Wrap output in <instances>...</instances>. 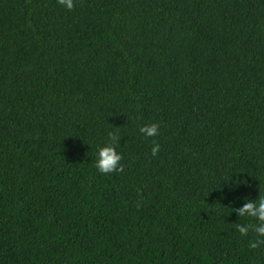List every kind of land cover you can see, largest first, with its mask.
I'll use <instances>...</instances> for the list:
<instances>
[{
    "label": "trees",
    "instance_id": "obj_1",
    "mask_svg": "<svg viewBox=\"0 0 264 264\" xmlns=\"http://www.w3.org/2000/svg\"><path fill=\"white\" fill-rule=\"evenodd\" d=\"M259 192L264 0H0V264H264Z\"/></svg>",
    "mask_w": 264,
    "mask_h": 264
},
{
    "label": "clouds",
    "instance_id": "obj_2",
    "mask_svg": "<svg viewBox=\"0 0 264 264\" xmlns=\"http://www.w3.org/2000/svg\"><path fill=\"white\" fill-rule=\"evenodd\" d=\"M58 3L69 11L75 7V0H58ZM161 124L151 123L144 124L139 128V132L145 137H155L160 134ZM109 143L98 148L97 159L94 166L102 174H110L113 172H122L123 154L117 149L120 144V138L115 132L108 133ZM160 151V145L153 142L151 153L156 156ZM236 209L238 217H252L255 218V223L249 222L247 224H237L236 230L241 236H248L249 232L256 234V239L249 242L252 249H256L264 245V195L260 194L254 199L244 198V203Z\"/></svg>",
    "mask_w": 264,
    "mask_h": 264
}]
</instances>
